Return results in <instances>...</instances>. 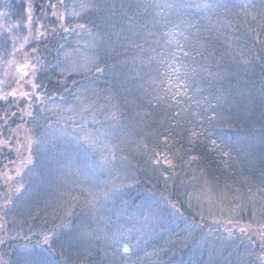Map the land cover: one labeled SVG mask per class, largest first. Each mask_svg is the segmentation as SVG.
Instances as JSON below:
<instances>
[{
  "label": "trees",
  "instance_id": "16d2710c",
  "mask_svg": "<svg viewBox=\"0 0 264 264\" xmlns=\"http://www.w3.org/2000/svg\"><path fill=\"white\" fill-rule=\"evenodd\" d=\"M29 2L42 64L0 98V264H264V0Z\"/></svg>",
  "mask_w": 264,
  "mask_h": 264
},
{
  "label": "rangeland",
  "instance_id": "374dc122",
  "mask_svg": "<svg viewBox=\"0 0 264 264\" xmlns=\"http://www.w3.org/2000/svg\"><path fill=\"white\" fill-rule=\"evenodd\" d=\"M41 30L42 24L33 17L29 0H0V98L6 99L9 94L14 96L15 92L23 98L26 97V99L30 95L28 90L33 84L32 81H30L27 87L19 89H15L12 85L18 83L21 81V78L28 75L32 79L40 70L42 60L37 59L36 55H34L35 50H27V45L30 44L32 39L40 38ZM104 44H106V41H104ZM93 53L94 51L91 53V50H86L79 57H84L89 61L94 59ZM76 58H78L77 55L76 57L72 56V59L75 60ZM18 66L24 67L25 70L18 71ZM32 101L30 98L27 101L26 115H29L32 111ZM48 107H52L53 110L60 108L59 105L55 104ZM54 136L57 137L52 139L50 147L46 148L45 151H48V154H58L59 152L61 154H68V150L66 151L63 148L65 146L63 145L64 140L67 139V137H64L63 131L59 130ZM98 138L99 140L96 141L97 153L98 155L102 154V156H105L106 132L103 130V133ZM76 145L77 142L74 141L73 146L69 147V150L77 153L81 149H84L80 143Z\"/></svg>",
  "mask_w": 264,
  "mask_h": 264
},
{
  "label": "water",
  "instance_id": "95a60500",
  "mask_svg": "<svg viewBox=\"0 0 264 264\" xmlns=\"http://www.w3.org/2000/svg\"><path fill=\"white\" fill-rule=\"evenodd\" d=\"M17 70H18V71H24L25 68H24V67H20V66H18V67H17Z\"/></svg>",
  "mask_w": 264,
  "mask_h": 264
}]
</instances>
